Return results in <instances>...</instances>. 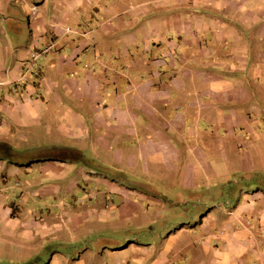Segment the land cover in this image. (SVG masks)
<instances>
[{
	"label": "crops",
	"instance_id": "crops-1",
	"mask_svg": "<svg viewBox=\"0 0 264 264\" xmlns=\"http://www.w3.org/2000/svg\"><path fill=\"white\" fill-rule=\"evenodd\" d=\"M155 167H179L196 192L215 172L190 211L199 221L178 230L199 235L179 244L191 264H264V0H0V245L59 228L31 216L78 202L75 169L83 201L119 203H62L64 225L128 215L129 186ZM226 173L241 175L238 191ZM147 247L127 240L77 264H147Z\"/></svg>",
	"mask_w": 264,
	"mask_h": 264
},
{
	"label": "rangeland",
	"instance_id": "rangeland-1",
	"mask_svg": "<svg viewBox=\"0 0 264 264\" xmlns=\"http://www.w3.org/2000/svg\"><path fill=\"white\" fill-rule=\"evenodd\" d=\"M49 139V137L39 138L37 146L52 145L53 143ZM21 149L24 148L21 147ZM58 153L57 156L61 159L66 158L64 152ZM76 160L78 161V158L73 161ZM91 164V161L83 159L75 165V168L78 165L88 168ZM180 174L179 167L174 170L167 167L160 170L155 167L148 172L141 171L136 176L137 183L129 186L132 193L131 198L134 204L138 206L137 209L128 215L121 216L118 210H114V207L105 212L103 219L94 213H90L81 218L79 222L73 224L68 223L67 220L64 225L59 217L60 211L57 206L62 207L65 204L79 212L85 209L92 212L99 203L102 207L119 203L117 199L111 197L107 198V202L95 197L83 201L82 195L85 185L82 178L85 177V174L82 171L79 173L75 169L74 176L79 187H76L72 194L78 202H74L72 198L62 201L56 200L54 203L50 201V212H47L46 207H41L40 211H34L31 216L46 224L58 223L59 228L56 229V226H53L55 229L51 227L50 232L41 237H35L32 243L27 242V244L16 234L13 242L15 240L16 243L22 244L24 249L18 251L13 246L0 245V264H49L51 258L54 261L66 258L70 264L91 260L102 261L107 260V256L102 254L103 248L113 249L127 240H133L141 246H148L149 250L143 255L147 264H191L194 260L193 253L180 250L179 244H182L181 240L185 235L193 236L195 239L199 235L197 232L189 235L179 233L178 230L182 223L189 221L194 224L199 221L198 215L189 217L190 211L203 206L206 198L202 200L201 196L208 195L206 189L214 182L216 176L213 171L207 172L204 181L208 185L203 188L199 187L196 192L194 189L184 187L180 181ZM222 178L228 191L230 189L238 191L239 185H242L240 174L226 173ZM120 183L123 186L126 185L123 181ZM90 190L94 194L96 188L92 186ZM194 193H197V196H193ZM49 200L52 198L49 197ZM210 206L212 204H209ZM171 236H176L177 243L172 242ZM170 240L172 245H175L173 247L175 249L168 250ZM25 245L28 250H25Z\"/></svg>",
	"mask_w": 264,
	"mask_h": 264
},
{
	"label": "built area",
	"instance_id": "built-area-1",
	"mask_svg": "<svg viewBox=\"0 0 264 264\" xmlns=\"http://www.w3.org/2000/svg\"><path fill=\"white\" fill-rule=\"evenodd\" d=\"M32 57H33V59H34V58H35V55H33Z\"/></svg>",
	"mask_w": 264,
	"mask_h": 264
}]
</instances>
